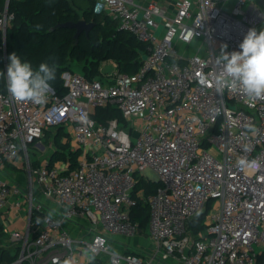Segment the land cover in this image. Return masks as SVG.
<instances>
[{
	"label": "built area",
	"instance_id": "built-area-1",
	"mask_svg": "<svg viewBox=\"0 0 264 264\" xmlns=\"http://www.w3.org/2000/svg\"><path fill=\"white\" fill-rule=\"evenodd\" d=\"M228 1L175 0L169 9L156 1L93 0L94 12L118 19L119 29L147 44L134 73L117 71L113 61L112 73L91 80L66 69L62 90L52 87L42 104L0 92V211L25 213L21 228L0 223V250L16 254L2 264L100 257L110 264H264V100L200 83L219 71L223 45L240 51L247 32L264 27L261 5ZM8 2L0 5L3 40L13 18ZM105 107L121 119L98 120ZM58 127L68 134L63 142L79 150L76 166L48 158L34 166L31 145ZM241 158L260 167L242 169ZM6 162L25 170L24 185L3 174ZM146 168L158 174L152 193L136 188L138 176L150 180ZM139 200L149 208L145 231L130 218ZM80 220L89 240L81 230L68 232L83 227ZM115 235L136 239L134 249Z\"/></svg>",
	"mask_w": 264,
	"mask_h": 264
},
{
	"label": "trees",
	"instance_id": "trees-1",
	"mask_svg": "<svg viewBox=\"0 0 264 264\" xmlns=\"http://www.w3.org/2000/svg\"><path fill=\"white\" fill-rule=\"evenodd\" d=\"M4 0H0V5ZM93 0H9L8 9L13 18L7 27L3 40L0 32V92L7 88V67L9 56L16 53L23 62H29L33 69H38L41 63L47 62L56 67V79L50 82L55 90H62V71L69 69L67 57L82 60L81 73L89 80L101 77L100 67L105 61H113L116 70L128 74L134 73L148 53L147 44L139 42L129 32L119 29L118 19L105 13L93 11ZM77 8L81 11L83 20L93 22L94 26L86 34L82 32L75 38L74 28L57 27L58 23L68 20L77 21ZM96 118L107 120L112 117L121 119L120 113L114 107L97 109ZM46 129L42 139L52 138L53 150L48 160H68L69 168L76 166L79 150H71L67 142H63L67 132L62 128ZM33 161V165L37 164ZM9 168L12 165L5 163ZM159 185L158 181L144 180L138 176L136 188L152 193ZM149 208L139 200L131 209L130 218L137 222L139 229L145 231L148 223ZM34 226L40 223V216H34ZM6 234L0 230V240ZM13 249L0 250V264L15 257Z\"/></svg>",
	"mask_w": 264,
	"mask_h": 264
},
{
	"label": "clouds",
	"instance_id": "clouds-1",
	"mask_svg": "<svg viewBox=\"0 0 264 264\" xmlns=\"http://www.w3.org/2000/svg\"><path fill=\"white\" fill-rule=\"evenodd\" d=\"M239 48L240 51L228 53L227 45H223L221 54L215 59L219 71L211 78L202 76L200 83L214 87L218 94H223L227 89L244 94L252 102L264 100V30L257 32L250 29ZM9 60L6 76L11 98L16 102L44 103L46 94L52 91L50 82L56 79L55 65L44 62L34 70L16 53L10 54ZM3 74L0 72V75ZM237 164L242 169L260 167L259 161L246 158L239 159ZM66 264H71V261H66Z\"/></svg>",
	"mask_w": 264,
	"mask_h": 264
},
{
	"label": "crops",
	"instance_id": "crops-1",
	"mask_svg": "<svg viewBox=\"0 0 264 264\" xmlns=\"http://www.w3.org/2000/svg\"><path fill=\"white\" fill-rule=\"evenodd\" d=\"M142 3H148L150 1H156L166 7H168L169 9L172 8V5H173V2L175 0H138ZM111 62V60H109ZM104 63V62H103ZM102 65V64H101ZM51 139H48L47 142H50ZM43 143L46 144V141L43 140ZM41 141H38L37 143L31 145V153L35 154V157L33 159L37 160V161H41L42 158H40L42 156V153H39L38 151H44L46 148L44 146ZM35 147V148H32V147ZM53 150V149H52ZM52 153V152H51ZM44 154V153H43ZM45 155V154H44ZM50 155H45V158H49ZM42 159V160H44ZM8 163V162H6ZM10 165H12V167L9 169L7 168L5 165L3 166V174L9 179H14L16 180L17 182H19L20 184H23L25 183V180H26V172L25 170H23L22 168L20 167H17L15 166L14 164L12 163H8ZM16 215V212L14 211H11L9 210V208H4L0 211V223L4 226V225H7V227L10 229L9 227V224L12 228H21L22 227V224L24 222V220H22L23 217H25V213L24 211H20L17 215V217H15ZM131 241H133V243L135 244L137 241L136 239H131ZM131 242H127L124 244L123 248L127 249V250H131V249H134V247L131 245L133 244ZM128 244V245H127ZM138 246V244H136ZM139 247V246H138ZM91 264H110L108 259L106 257H100V258H96V259H93Z\"/></svg>",
	"mask_w": 264,
	"mask_h": 264
},
{
	"label": "rangeland",
	"instance_id": "rangeland-1",
	"mask_svg": "<svg viewBox=\"0 0 264 264\" xmlns=\"http://www.w3.org/2000/svg\"><path fill=\"white\" fill-rule=\"evenodd\" d=\"M233 2H234V0H229L228 1V3H233ZM247 2H253V3H255L256 5L259 6L258 0H247ZM75 10L78 13V16H77L76 20L83 19L81 11L78 10L77 8H75ZM263 28L264 27H262V25H261L259 27V30H262ZM65 62L69 64V69H71L72 71L80 72L81 73L80 66H81L82 60H78L75 57H67ZM114 70L115 69H114V67H113V65L111 64L110 61H105L104 63H102V65L100 67V72L102 74H106V73L109 74V73H112ZM55 130L56 129L54 128V129H52L50 131L51 132H54ZM49 139H51L50 142H46V144L43 143V139L40 140L44 144V146L46 148L44 151H40V150L38 151L39 153H42V156L40 157L42 159L45 158V155H50L51 152H52V149H53V146L54 145H53L52 138H49ZM64 140H67V136L66 135H64ZM62 141H63V139H62ZM67 144H69V143L67 142ZM32 148H35V147L33 146ZM30 156L32 158H34L35 157V154L31 153ZM6 167L9 168L8 166H6ZM142 174L144 176H146L148 179L153 180V181L154 180L156 181L158 179V174L152 168H146L145 170L142 171ZM7 178H8V176H7ZM79 222L82 224L83 227H81V228L79 226H76V227H73V228H68L67 227L69 234L71 236H73V237H77L78 232L81 230L82 233L84 234V236L82 237V239L83 240H89L90 235L88 234L87 229L85 228V227H87V222L84 221V220H80ZM128 238H130V237H124V236H120V235L113 236V239L114 240H116V241H118L120 243H123V244H125V243H127L129 241ZM108 244L115 251H120L121 250V245H119V244H116V243H114L112 241L111 242H108Z\"/></svg>",
	"mask_w": 264,
	"mask_h": 264
},
{
	"label": "water",
	"instance_id": "water-1",
	"mask_svg": "<svg viewBox=\"0 0 264 264\" xmlns=\"http://www.w3.org/2000/svg\"><path fill=\"white\" fill-rule=\"evenodd\" d=\"M259 5H261V7L264 10V0H258ZM57 27H69V28H74L75 29V33L74 36L75 38H77L79 36V34H81L82 32L84 33H88L92 27L94 26L93 22H87L83 19H79L77 21H65L62 23H58L56 25Z\"/></svg>",
	"mask_w": 264,
	"mask_h": 264
}]
</instances>
